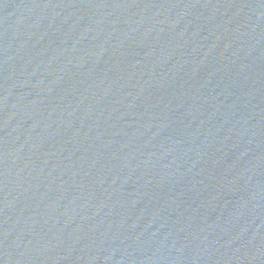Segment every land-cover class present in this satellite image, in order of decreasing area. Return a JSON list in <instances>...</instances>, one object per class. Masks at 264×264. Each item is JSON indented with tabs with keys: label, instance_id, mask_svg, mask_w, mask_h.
<instances>
[{
	"label": "water",
	"instance_id": "obj_1",
	"mask_svg": "<svg viewBox=\"0 0 264 264\" xmlns=\"http://www.w3.org/2000/svg\"><path fill=\"white\" fill-rule=\"evenodd\" d=\"M0 264H264V0H0Z\"/></svg>",
	"mask_w": 264,
	"mask_h": 264
}]
</instances>
